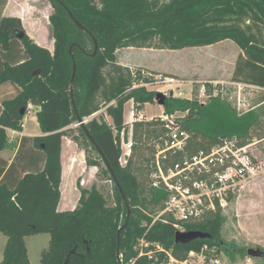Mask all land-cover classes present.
Here are the masks:
<instances>
[{
  "label": "trees",
  "instance_id": "16d2710c",
  "mask_svg": "<svg viewBox=\"0 0 264 264\" xmlns=\"http://www.w3.org/2000/svg\"><path fill=\"white\" fill-rule=\"evenodd\" d=\"M49 2L52 51L35 43L26 33L21 38L16 36L22 29L20 18L0 16V84L10 82L18 88L14 97L0 104V151L8 141L6 129H22L28 103L36 108V121L43 133L23 136L10 164L0 157V232L6 238L0 264H30L25 238L38 233L50 236L48 246L40 252V264H167V253L182 261L189 251L199 252L204 246L206 250L214 248L232 254V247L221 238L225 217L219 211L185 225L184 231L206 232L209 238L175 243L176 230L170 222H153L165 194L138 179L132 155L125 166L119 165L120 149L115 141L118 135L114 136L103 119L93 118L84 124L85 128L73 124L78 117L89 116L113 101L105 110L119 131L125 126L123 111L127 101L131 100L136 109L155 102L156 91L134 86L152 78H133L128 68L117 64L116 51L123 47L173 50L231 40L240 49L232 79L264 88V44L255 31L260 26L264 28V0ZM5 3L6 0H0V8ZM68 12L85 30L75 24ZM93 39L97 42L94 54ZM15 42L21 46L22 59L12 63L6 54ZM107 66L110 70L105 75L103 70ZM163 111L183 113L179 121L190 133L193 151L205 149L222 138L246 142L264 115L262 106L238 114L219 95H210L205 102L168 96ZM150 124L134 123V151L143 136L149 139L161 130L159 126L147 128ZM85 131L108 160L124 199ZM70 132H77L81 138L85 163L98 167L105 179L113 183L111 205L91 185L79 188L75 208L58 210L61 138ZM25 142H30L41 156L42 166L35 171H18L27 153ZM147 149L150 151V147ZM92 151L95 156L90 154ZM139 159L147 177L145 164L149 158L142 155ZM141 240L148 245L141 246ZM149 251L152 257L148 256Z\"/></svg>",
  "mask_w": 264,
  "mask_h": 264
},
{
  "label": "rangeland",
  "instance_id": "374dc122",
  "mask_svg": "<svg viewBox=\"0 0 264 264\" xmlns=\"http://www.w3.org/2000/svg\"><path fill=\"white\" fill-rule=\"evenodd\" d=\"M51 12L52 7L49 0H6L5 5L0 8V16L3 13L6 16L20 18L21 31L30 32L36 36H43L44 45L50 51L53 50V38L48 21V15ZM247 23L245 22V24ZM255 31L264 44L263 26H260ZM130 47H133L136 50L135 52H140L139 50L142 48L152 49L154 53L149 54L148 57L146 56V59L156 64L155 69L151 70L149 67L135 66L134 64L129 66L121 65L120 60L117 59L118 55H116L117 64L120 63L119 65L129 70L130 68L142 69L158 75L162 79L165 77L173 78L174 82L171 84L172 86H179L182 97L196 98L200 102H205L213 94L215 88L224 87L226 90L223 95L224 98H229L237 90L236 85L233 84L236 81L232 79V75L240 55V49L231 40L200 47H185L173 50L153 47ZM123 48H119L116 51L119 57L124 52ZM129 58L132 59V56L130 55ZM109 70V66L104 68V74L106 75ZM168 86L166 83H160L157 86H148L147 89L157 92V88L166 90ZM243 93L250 106L256 105L264 108V90L245 88ZM126 103V106L124 104L125 119L128 118L129 110L132 106L131 102L127 101ZM103 106H100L99 109ZM142 108L145 111H142L145 119L156 117L163 112V105H159L157 102L146 103ZM180 114L183 115V113ZM33 116L35 114L26 113L24 115V130L28 131L35 126L36 122ZM107 118L109 121L112 120L109 116ZM96 119L105 121V113L102 112ZM152 121L155 120L142 122L144 124L150 122L151 124L147 127L149 129L160 126L159 122L155 125L156 122L152 123ZM250 135L251 138L258 141V146L264 151V115L260 123L252 128ZM150 143V139L141 140V142L136 144L135 151L132 149L134 151L132 159L135 174L140 181L144 180V182H147L145 167L139 158L149 153L147 147H149ZM62 147L64 163L70 160L79 170L74 175L76 176L75 181L78 189L81 186L90 188L91 185H95L104 196L106 203L111 205L114 194L113 183L105 179L98 167L89 166L85 163L86 153L82 149L81 138L77 135V132H70L65 135ZM90 154L95 156L93 151ZM221 213L225 217L221 227V238L228 246L233 248V253L228 255L223 250L215 251L214 248H207L205 256L217 259L219 261L217 264H264L263 257H251L247 253L250 248L264 251V172L254 177ZM49 239L48 233L33 234L25 238L30 264H40V252L48 246ZM4 243L5 236L0 232V259L2 258ZM121 258L120 255L119 260L122 262ZM188 264L197 263L192 260Z\"/></svg>",
  "mask_w": 264,
  "mask_h": 264
},
{
  "label": "built area",
  "instance_id": "2783aa9c",
  "mask_svg": "<svg viewBox=\"0 0 264 264\" xmlns=\"http://www.w3.org/2000/svg\"><path fill=\"white\" fill-rule=\"evenodd\" d=\"M133 78L138 76L152 78L147 82H140L134 86H144L146 89L151 85L160 83L168 84L166 90L156 89L165 97H182L178 85L172 86L173 78H161L142 69L130 68ZM237 90L229 98H224L226 90L223 86L215 88L213 96L219 95L228 101L237 111L242 114L256 105H249L244 96L245 88L264 90L263 87L252 85L242 81L233 83ZM190 98V97H185ZM113 101L105 104L101 109L89 116L83 117L81 122H75L73 126L85 124L96 118L102 112L105 113V122L111 127L115 140L120 149L118 163L125 166L131 158L132 149L135 145L133 140V125L136 122L155 120L159 122L160 131L149 139L151 143L147 161V184L149 187L163 191L165 194L157 209L153 222L160 220L170 222L176 231L184 232L185 225L204 219L214 212H222L228 204L241 192L245 186L256 176L264 172V151L258 146L254 138L241 143L238 138H222L205 149L193 151L190 148V133L187 132L179 121L183 115L180 112H162L156 117L145 119L142 111L132 104L129 116L124 121L125 126L117 131L114 124L108 120L106 107ZM33 105L27 104V111H32ZM110 117V116H109ZM146 138L143 136L142 141ZM148 140V139H147ZM141 246L148 243L140 241ZM206 246L199 252L189 251L182 261L175 259L167 253V264L184 263L194 261L197 264H217L219 261L205 256ZM142 253L141 251L139 252ZM152 257L151 252H147Z\"/></svg>",
  "mask_w": 264,
  "mask_h": 264
},
{
  "label": "crops",
  "instance_id": "0c3cea01",
  "mask_svg": "<svg viewBox=\"0 0 264 264\" xmlns=\"http://www.w3.org/2000/svg\"><path fill=\"white\" fill-rule=\"evenodd\" d=\"M3 16H6L2 13ZM35 43L45 46L43 41V36H36L33 33L27 32L26 33ZM46 47V46H45ZM124 52L121 53L120 57L119 54L117 56V59L120 60L119 62L121 65L129 66L130 64H134L135 66H145L149 67L151 70L155 69L156 64L151 62L150 60L146 59V56L148 57L149 54L154 53L152 49L150 48H142L139 51L135 52L136 50L133 47H127L123 48ZM122 49V50H123ZM127 51V52H126ZM147 51V52H145ZM156 52V51H155ZM9 58V62H15L22 59L21 55V46L17 42L14 43V46L12 50L6 54ZM130 55L132 56V59H130ZM1 60H3L1 58ZM119 63V64H120ZM157 70V69H156ZM18 91V88L11 84L10 82H4L0 84V104L4 100L11 99L16 95ZM131 102L132 101H128ZM127 104V103H126ZM125 104V106H126ZM133 104V103H132ZM124 106V110H125ZM141 111H144V108L140 109ZM36 108L33 107L32 111H27L28 114H35ZM35 119V126L32 127V129H29L28 131L24 130V122L22 119V129L20 131L13 130L10 128L6 129L8 141L6 146L0 151V157L7 160L8 164H10L16 153L17 149L19 147L21 138L23 136L26 137H35V136H41L43 133L41 132L39 125L36 121V116H33ZM123 119L124 121V111H123ZM63 137L61 138V151H60V161H61V182H60V199L57 205L58 210H65V209H73L77 205L78 198H79V189L77 187L74 176L77 171H79L76 166L69 160L65 161L62 159V145H63ZM24 150L27 152L25 161L23 162L22 168L19 165V170H26V171H35L42 166L41 156L37 154L34 147H32V144L30 142H25ZM84 179V178H83ZM85 180V179H84ZM82 187V186H81ZM82 188H85L84 186ZM6 239V238H5ZM5 244V243H4Z\"/></svg>",
  "mask_w": 264,
  "mask_h": 264
},
{
  "label": "water",
  "instance_id": "95a60500",
  "mask_svg": "<svg viewBox=\"0 0 264 264\" xmlns=\"http://www.w3.org/2000/svg\"><path fill=\"white\" fill-rule=\"evenodd\" d=\"M70 17L73 19V21L75 22V24L82 30H85V27L78 21L76 20L71 14L70 12H68ZM25 32L23 31H19L16 33V36L18 38H21L23 36ZM94 40V50H93V54L96 52L97 50V42L95 39ZM74 73H75V64H73V70H72V76H71V82H70V91L72 90V86H73V81H74ZM164 101H165V96L160 93V92H157L156 93V96H155V102H157L159 105H163L164 104ZM24 111L22 110L21 111V114H23ZM77 121L78 122H81L82 121V118L81 117H78L77 118ZM80 126H82L83 128L84 127V124L81 123ZM89 141L95 146L98 154H100L103 162H104V165L106 167V169L108 170L111 178H112V181L114 182L115 186L117 187L118 191L120 192L122 198L124 199L125 196L123 194V191H122V188L117 180V178L115 177V174L108 162V160L106 159V157L104 156V154L102 153L101 149L98 147V145L95 143V141L93 140V138L88 134L87 131H85ZM129 213H130V210H129V207H127V217L129 216ZM125 226L122 225L118 228V233L120 232V230ZM210 235L206 232H201V231H184V232H181V231H176L175 234H174V241L175 243H182V244H186L192 240H195L197 238H209ZM247 253L248 255H250L251 257H260L264 254L263 251L259 250V249H248L247 250Z\"/></svg>",
  "mask_w": 264,
  "mask_h": 264
},
{
  "label": "flooded vegetation",
  "instance_id": "af4514ba",
  "mask_svg": "<svg viewBox=\"0 0 264 264\" xmlns=\"http://www.w3.org/2000/svg\"><path fill=\"white\" fill-rule=\"evenodd\" d=\"M232 250H233V248H232ZM260 250V249H259ZM264 252V251H263ZM260 257H263L264 258V254L262 255V256H260Z\"/></svg>",
  "mask_w": 264,
  "mask_h": 264
}]
</instances>
